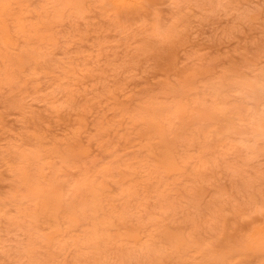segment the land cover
<instances>
[{
  "label": "rangeland",
  "instance_id": "rangeland-1",
  "mask_svg": "<svg viewBox=\"0 0 264 264\" xmlns=\"http://www.w3.org/2000/svg\"><path fill=\"white\" fill-rule=\"evenodd\" d=\"M10 2L43 33L16 34L14 81L0 59V264H264L245 245L264 222V0ZM21 170L60 183L58 219L30 218ZM89 181L103 253L68 213Z\"/></svg>",
  "mask_w": 264,
  "mask_h": 264
},
{
  "label": "bare ground",
  "instance_id": "bare-ground-1",
  "mask_svg": "<svg viewBox=\"0 0 264 264\" xmlns=\"http://www.w3.org/2000/svg\"><path fill=\"white\" fill-rule=\"evenodd\" d=\"M138 2L139 0H109V3L117 8H129ZM42 33L43 32L39 30L38 26L26 23L21 14V10L20 13H14V8L10 0H0V59L4 61L7 59L9 61V49L16 41V34H24L25 37L32 38L34 36L41 37ZM35 53L34 50L31 51L32 56H36ZM28 57L29 52H27L26 55L19 56L12 62L9 61L4 66L2 72L7 81H14L18 70L21 66H24L25 60L29 59ZM178 108L181 111H185V106L182 104H179ZM151 123H153L152 120ZM166 154H164L163 160L161 161L162 167L172 170L174 168V163L171 162L170 158L166 157ZM20 174L24 176L23 181L28 186L30 198L36 204L29 214L30 218L35 222H39L42 217L48 216L58 219L61 216L60 208L64 206L63 192L60 183L54 180L47 186H44L38 182H30L31 180L26 177V171L21 170ZM81 187H85V189L81 191L80 196L82 199L77 203H71L70 205L72 206L68 209V213L72 216L71 220L83 217H90L93 220V228L85 234L82 243L103 253L104 243L110 239L108 226L112 223L111 219L113 216L111 212L110 214L104 213L102 196L100 195V191L104 190L106 187V182H83L77 189ZM138 192V190H134V194H138ZM76 205L80 206V212L74 211ZM126 213L125 211L120 212V217H123ZM131 233L133 238L137 237L135 232ZM46 239L52 243L54 241V236L47 235ZM165 239L169 243L178 245L179 247H182L184 244L182 243L183 236L178 232L166 234ZM245 245L249 249L264 251V222L250 230ZM141 247L149 249L148 245H142ZM26 252L30 255L31 259L34 257L33 246L26 249Z\"/></svg>",
  "mask_w": 264,
  "mask_h": 264
}]
</instances>
